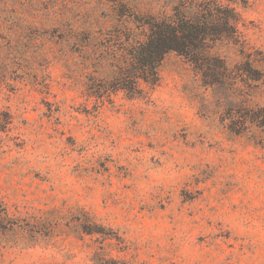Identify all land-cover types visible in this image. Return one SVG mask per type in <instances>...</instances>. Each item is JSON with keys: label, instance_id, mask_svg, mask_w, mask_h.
Returning a JSON list of instances; mask_svg holds the SVG:
<instances>
[{"label": "clouds", "instance_id": "obj_1", "mask_svg": "<svg viewBox=\"0 0 264 264\" xmlns=\"http://www.w3.org/2000/svg\"><path fill=\"white\" fill-rule=\"evenodd\" d=\"M0 264H264V0H0Z\"/></svg>", "mask_w": 264, "mask_h": 264}]
</instances>
